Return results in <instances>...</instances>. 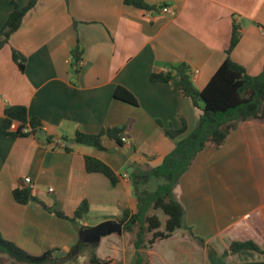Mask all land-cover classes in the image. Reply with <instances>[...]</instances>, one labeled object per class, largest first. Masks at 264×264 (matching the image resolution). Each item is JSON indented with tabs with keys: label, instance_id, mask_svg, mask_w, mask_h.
I'll list each match as a JSON object with an SVG mask.
<instances>
[{
	"label": "crops",
	"instance_id": "crops-1",
	"mask_svg": "<svg viewBox=\"0 0 264 264\" xmlns=\"http://www.w3.org/2000/svg\"><path fill=\"white\" fill-rule=\"evenodd\" d=\"M30 1L0 0V31L13 3L25 7ZM145 2L155 8L151 14L124 0H40L0 49V232L31 255L50 250L56 258L68 256L79 243L71 219L84 202L98 225L119 222L125 209L135 213L128 167L161 165L195 128L202 113L182 92L179 77L152 82V74L167 69L177 76L184 66L203 90L227 58L234 24L240 41L230 59L251 76L264 70V0ZM163 7L177 15L163 14ZM78 45L83 62L76 74L71 55ZM14 50L26 57L24 73L13 61ZM119 86L138 106L114 97ZM11 106L26 107L42 123L41 131L6 136L4 111ZM184 124L185 134L166 135L165 129L177 131ZM112 127L124 132L121 148L106 135L105 151L70 145L77 132L97 135ZM18 128L14 122L10 131ZM86 156L109 165L120 182L113 186L103 174H88ZM28 186L38 202H16L13 192ZM174 194L184 208V227L149 250L152 264H209V248L222 255L231 244L248 241L263 253L229 256L228 262L264 261V120L240 123L220 149L209 145ZM125 252L111 258L134 264L135 254L128 259Z\"/></svg>",
	"mask_w": 264,
	"mask_h": 264
},
{
	"label": "trees",
	"instance_id": "trees-1",
	"mask_svg": "<svg viewBox=\"0 0 264 264\" xmlns=\"http://www.w3.org/2000/svg\"><path fill=\"white\" fill-rule=\"evenodd\" d=\"M40 0H31L25 7L13 3V11L0 31V49L7 44L11 35L22 25L25 17L36 7ZM125 5L143 10L155 9L148 5L145 0H124ZM240 41L239 26L234 24L230 45L226 51L227 58L209 83L203 90H198L189 78L184 66L177 69L178 75L169 73H154L152 82H171L179 77L182 92L192 99L196 107L201 108L202 114L195 128L179 141L176 148L169 153L162 164L153 168H144L133 164L128 167L132 169L130 180L134 190V196L138 202L137 211L125 209L124 217L119 220L123 225V234H131L136 231L137 239L134 243L135 263L152 264L150 255L143 254V249H152L157 241L167 240L173 234L184 227V208L176 199L174 191L179 185L182 177L190 170L197 156L209 145L220 149L228 137L238 128L240 123L251 120H264V70L258 76H251L246 69L230 59L231 52ZM71 65L74 72L78 74L83 62V50L79 45L72 51ZM13 61L19 70L25 72L26 57L18 51H13ZM114 97L132 106H138V100L127 89L117 87ZM202 102L203 106L199 105ZM14 122L19 123V128L11 132ZM158 125L164 128L162 122ZM42 129V123L37 118H30L28 109L24 106H11L4 111L5 135L13 138H26L35 136ZM187 125L177 131L165 129L167 136L177 138L187 132ZM27 130V131H25ZM123 130L119 128H108L97 135L77 132L74 140L76 144L96 148L105 151L102 137L106 135L114 141L118 148L124 146L122 139ZM68 141V140H67ZM66 151L71 150L65 146ZM85 170L88 174L100 173L116 186L121 177L106 163L94 157H85ZM156 180L157 186L153 189L148 186ZM14 199L20 204L38 200L33 196L31 187L17 189L13 192ZM161 211L166 216L164 229L162 221L156 214L150 212ZM89 212L88 203L84 202L75 212L71 221L79 225V221ZM60 218H67L63 213L55 211ZM80 226V225H79ZM81 228H85L80 226ZM80 228V229H81ZM79 229V230H80ZM152 234V238L145 243V235ZM122 236V235H121ZM82 247L88 245H81ZM243 253L262 254L263 251L255 243L248 241L231 244L228 251L219 255L213 248L208 250L209 264H264V261L228 262L229 256ZM8 258L14 264H76V256L70 258V254L64 258H56L55 252L47 250L41 255H31L19 248L14 243L3 238L0 232V264H5ZM90 264H119L114 258L100 259L95 253L90 256ZM79 264V263H77Z\"/></svg>",
	"mask_w": 264,
	"mask_h": 264
},
{
	"label": "rangeland",
	"instance_id": "rangeland-1",
	"mask_svg": "<svg viewBox=\"0 0 264 264\" xmlns=\"http://www.w3.org/2000/svg\"><path fill=\"white\" fill-rule=\"evenodd\" d=\"M199 105L203 106L202 102H199ZM196 108L202 113L201 108H199V107H196ZM129 170L132 171V169H129ZM19 171L23 172L24 170H22V168H20ZM25 171H27V170H25ZM157 183L158 182L156 180H154L151 182V184L148 187L153 189L157 186ZM46 187H49V186L43 187V193L44 194H47V188ZM88 214L89 213H87L83 216L82 221L88 222L90 225H98V224H94V223H96V220H94L90 215L88 216ZM150 214H156L160 218V220L162 221V225H163L162 230H163L164 225H165V221L167 219L166 216L161 211L150 212ZM75 226L78 230L81 228L77 224ZM92 227H94V226H92ZM136 231H137V229H136ZM136 231L131 233V234L124 233L122 236H119L118 234H113V235H110L108 237L102 238V240L98 246L88 245V246L82 247V249L81 250L79 249L78 253L76 254L77 263H79V264H90L89 259L93 253H95L99 258L104 259V260L107 258H111V257H118L119 258V256L122 257L121 255L123 254L124 250L126 251L125 253L129 257L128 259H130L132 257V255L135 254L134 253L135 252L134 251L135 250L134 249V243L137 239ZM151 238H152V234H146L145 235V243L147 244V242ZM113 243H116L117 245H114ZM74 248L72 249V251L75 250ZM149 250L150 249H143L142 252H143V254L148 255L150 252ZM219 255L221 256V254H219ZM4 259H5L6 264H14L12 260H10L8 258H4ZM240 260L241 259H238L236 257L235 261L238 262ZM227 261H228V258H227ZM66 264H73V263L68 262Z\"/></svg>",
	"mask_w": 264,
	"mask_h": 264
},
{
	"label": "water",
	"instance_id": "water-1",
	"mask_svg": "<svg viewBox=\"0 0 264 264\" xmlns=\"http://www.w3.org/2000/svg\"><path fill=\"white\" fill-rule=\"evenodd\" d=\"M74 143L75 140H71L70 145ZM113 234H118L119 236L123 235V225L114 220L103 222L94 227L81 228L79 230V244L98 246L102 238ZM74 249L75 250L70 253V258L76 256L80 246L77 245Z\"/></svg>",
	"mask_w": 264,
	"mask_h": 264
},
{
	"label": "built area",
	"instance_id": "built-area-1",
	"mask_svg": "<svg viewBox=\"0 0 264 264\" xmlns=\"http://www.w3.org/2000/svg\"><path fill=\"white\" fill-rule=\"evenodd\" d=\"M161 12H162L163 14H165V15H169V16H171V17H175V16L177 15L176 11H174V10H173L172 8H170V7H163V8L161 9ZM148 14H151V12L149 11ZM71 60H72V57H71ZM162 72H163V73H169V70H167V69H163ZM198 74H199V71H198V70L194 71V76H197ZM25 131H27V130H25ZM123 141H125V139H123ZM64 147H65V145H64ZM25 183L30 184V183H31V179H30V178H26V179H25ZM49 191H50V193H52L54 190H53V189H50Z\"/></svg>",
	"mask_w": 264,
	"mask_h": 264
}]
</instances>
